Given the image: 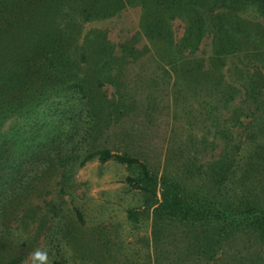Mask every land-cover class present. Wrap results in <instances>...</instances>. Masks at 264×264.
<instances>
[{"label":"trees","instance_id":"trees-1","mask_svg":"<svg viewBox=\"0 0 264 264\" xmlns=\"http://www.w3.org/2000/svg\"><path fill=\"white\" fill-rule=\"evenodd\" d=\"M141 1L144 3V0ZM162 1L155 0V3L174 6L177 2L181 6L183 0ZM221 1L233 8H244L247 4L246 0ZM262 1L258 8L264 17ZM128 3L130 0H0V264H25L37 249L47 251L49 259L45 264H51L54 251L59 253L64 249L67 237H77L68 221L69 212L62 207V203L57 205V202L44 200L41 192L46 179L54 171L60 172L61 194L72 191L75 167L85 165L94 156L102 162L114 159L138 165L140 174L128 176L127 182L146 193L149 199L154 198L152 204L149 200L146 204L153 207L152 213L157 222L169 220L184 228V232L174 231L170 235L171 241L168 240L160 249L156 248L159 253L157 251L155 264H162L161 259L170 254L168 264H188L189 259L194 264L204 261L264 264L263 251L251 255L247 248H238L235 242L244 235L249 247L254 241L264 247V201L247 199L241 204L230 202L220 192L228 172L225 162L216 161L207 166V175L220 184L218 191L214 192L210 182L194 189L187 188L179 178L169 174L158 178L139 157L112 152L109 148L94 150L97 144L79 156L80 137V141H84L85 137L96 133L102 141V138L107 139L115 131H120L130 138L134 137V128L139 123L128 120L122 128L117 127L118 122H112L111 113L109 119V112H104L112 107L111 104L95 93L104 83L98 78L112 73L115 65H119L120 69L129 67L132 64L130 59L138 57L136 49L128 42L121 43L122 54L116 56V44L107 38L104 29L93 27L85 32L88 23L112 19ZM213 18L219 20L223 27L226 20H231L226 15L218 18L216 14ZM249 22L238 17L233 23L234 29L226 30V39L221 40L220 47L225 49L229 43L253 42L258 46L260 55L264 56V28ZM152 29L155 26H150L148 32L152 33ZM161 30H158L159 37L164 35ZM204 30V17L197 10L181 43L185 46L198 45ZM261 66V70L255 72L245 86L243 102L253 105L250 116H256L259 111L264 116V57ZM144 69L147 67L144 66ZM143 85L141 81L134 91L138 88L140 91ZM49 88L73 89L77 95H73L74 102L70 100L67 103V109L51 116L48 112L46 116L51 118L50 122L39 123L40 115L44 114L39 110L40 100ZM124 90L121 101L127 107L132 93L128 82ZM220 95L224 102L232 97L227 99L224 91ZM155 100L153 95L149 96L145 108L148 120L155 118L158 109ZM137 102L142 100L138 98ZM78 105L91 107L87 111H90L91 119L87 130L84 127V133H80V123L85 122L84 110H78ZM261 121L262 126L257 124V129L264 139V117ZM253 125L251 120L248 129L253 130ZM88 130L93 132L86 135ZM258 149L260 161L256 162L257 166L248 162L243 178L256 176L257 182L264 186V144ZM197 153L190 151V161L185 163L191 168L192 172L188 170L191 175L193 172L203 174L206 166L193 165ZM38 199L44 202L43 205L36 202ZM73 210L76 217L82 220V208L75 205ZM127 212L133 221H138L142 214L134 208H129ZM35 221H38V226ZM42 233L46 244L50 243L44 250L38 248Z\"/></svg>","mask_w":264,"mask_h":264},{"label":"rangeland","instance_id":"rangeland-1","mask_svg":"<svg viewBox=\"0 0 264 264\" xmlns=\"http://www.w3.org/2000/svg\"><path fill=\"white\" fill-rule=\"evenodd\" d=\"M181 2V6L177 2L174 6L169 3L165 6L157 5L155 0H144V3L130 0L114 18L86 25L85 32L93 27L106 31L107 38L116 44V56L122 54L121 43L128 42L136 49L138 57L130 59L132 64L129 67L120 69L119 65H115L112 73L98 78L104 83L95 93L111 104V109L104 112H109V119L111 113L112 122H118L117 127L122 128L128 120L139 123L134 128V137L130 138L115 131L109 138L104 137L99 141L97 134L89 135L93 131L88 130L86 140L80 141L79 138V156L97 144L94 150L109 148L112 152L139 157L158 178L169 174L179 178L187 188L194 189L210 182L214 192L218 191L220 184L207 175V166L216 161L225 162L228 172L220 192L230 202L237 204L247 199L263 202L264 186L257 182L256 176L244 179L243 173L248 162L255 166L260 161L258 148L264 144V139L258 134L257 124L258 127L262 126L264 116L260 111L256 116H250L253 105L245 104L243 98L245 86L250 77L261 70L264 56L260 55L258 46L253 42L229 43L225 49L220 47L221 40L226 39V30L234 29L232 26L238 17L264 28V17L258 8L260 0H246L244 8L223 5L221 0ZM197 10L204 17V35L198 45L185 46L181 40ZM216 14L218 18L226 15L231 20H226L223 27L219 20L213 18ZM150 26H155L152 33L148 32ZM160 28L164 34L161 37L158 36ZM141 81L143 87L140 91L139 88L134 91ZM126 82L132 87L127 107L121 101ZM223 91L227 99L232 95L227 102L221 101ZM73 95H77L73 89L49 88L40 100L39 110L44 116L40 115L39 123L51 121L46 116L48 112L51 116L67 109V103L75 101ZM150 95L156 98L155 106L158 107L152 120L146 117L145 109ZM138 98L142 102L138 103ZM81 109L84 110L85 122L80 123V133H84V127L87 130L91 119L90 111L87 112L91 107L78 105V110ZM251 120L255 124L253 130L248 129ZM190 151L198 152L193 165H206L203 174H189L192 170L185 163L190 161ZM139 174L138 165H128L114 159L102 162L98 156H94L85 165L75 167L72 191L61 194L60 172L51 173L43 185L41 197L57 202V205L62 203V207L69 212L68 221L77 236L67 237L66 246L61 252L54 251L52 263L155 264L157 251L159 253L161 246L171 241L170 235L174 231L185 230L176 222L156 221L153 207L146 204L148 200L152 204L154 198L149 199L146 193L127 182L128 176ZM38 200L36 202L43 205L44 202ZM75 205H79L84 212L82 220L76 217L73 210ZM129 208L142 211L138 221L129 219ZM35 224L38 226V221ZM176 225L178 227H174ZM42 234L38 248L44 250L50 243L46 244V237ZM244 237L235 240L238 248H247L251 255H256L260 250L264 252L259 242L254 241L249 247ZM157 247L159 249L156 250ZM168 257L161 259V263H170ZM30 258L32 256L25 264H32ZM187 263L194 264L190 259ZM201 264L216 262L204 261Z\"/></svg>","mask_w":264,"mask_h":264},{"label":"clouds","instance_id":"clouds-1","mask_svg":"<svg viewBox=\"0 0 264 264\" xmlns=\"http://www.w3.org/2000/svg\"><path fill=\"white\" fill-rule=\"evenodd\" d=\"M32 264H45L48 261V253L47 251H41L37 249L32 254Z\"/></svg>","mask_w":264,"mask_h":264}]
</instances>
